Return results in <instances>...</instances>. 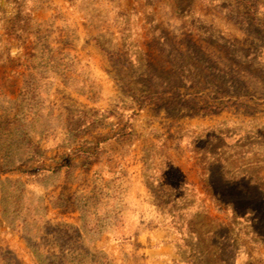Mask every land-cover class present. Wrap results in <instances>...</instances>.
Masks as SVG:
<instances>
[{
	"label": "rangeland",
	"instance_id": "374dc122",
	"mask_svg": "<svg viewBox=\"0 0 264 264\" xmlns=\"http://www.w3.org/2000/svg\"><path fill=\"white\" fill-rule=\"evenodd\" d=\"M0 264H264V0H0Z\"/></svg>",
	"mask_w": 264,
	"mask_h": 264
}]
</instances>
